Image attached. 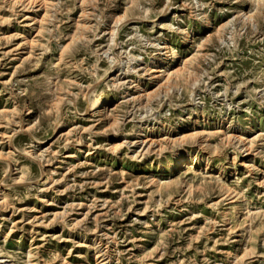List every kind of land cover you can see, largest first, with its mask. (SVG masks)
Segmentation results:
<instances>
[{
    "label": "rangeland",
    "instance_id": "rangeland-1",
    "mask_svg": "<svg viewBox=\"0 0 264 264\" xmlns=\"http://www.w3.org/2000/svg\"><path fill=\"white\" fill-rule=\"evenodd\" d=\"M0 160L1 264H264V0H0Z\"/></svg>",
    "mask_w": 264,
    "mask_h": 264
},
{
    "label": "bare ground",
    "instance_id": "bare-ground-1",
    "mask_svg": "<svg viewBox=\"0 0 264 264\" xmlns=\"http://www.w3.org/2000/svg\"><path fill=\"white\" fill-rule=\"evenodd\" d=\"M22 46L23 45L20 44L18 48L21 49ZM159 50L161 52H159L158 55L162 56L163 59H161L162 61H160L158 64H156V66L151 70V72H150L151 78L152 79H156V80H159V79L168 80L169 78H171L173 76L178 77L181 74V72H182V70L180 69L181 66H180V68H177V69L174 68V70L171 69V64H174L176 62L177 55L176 54L173 55V56H168L167 55V53H168L167 50H169V47H168V45L166 43H163L160 46ZM158 55H156V57ZM114 81H116V78H114ZM166 83H168V82H166ZM106 104H107V99L104 96H100V98H98V100L96 102H94V104L92 106V110L93 111H97L98 113H101V111L104 110ZM139 137H143L144 138V140L142 141V145H145V146L148 145L149 149H150V147L153 144H155L154 141H151V140L147 139L146 136H144V135L140 134ZM237 140L242 145V149H244V148L246 149V147H245V139H243V137H238ZM67 157H69V156L67 155ZM3 160H5V159H3ZM196 161L197 160L195 159V157L194 158H189V157L182 158V156L179 153H175V154L172 155V157L168 158L163 164H161L159 166V171L162 173V172H165V171L173 169L174 166L182 167V168L194 169L197 166V162ZM205 167L207 169V166H205ZM1 263H3V261H0V264Z\"/></svg>",
    "mask_w": 264,
    "mask_h": 264
}]
</instances>
